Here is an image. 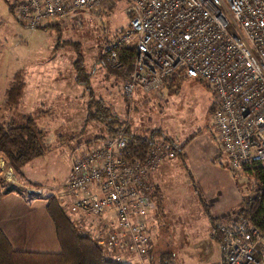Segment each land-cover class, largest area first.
I'll return each mask as SVG.
<instances>
[{
    "label": "built area",
    "instance_id": "built-area-1",
    "mask_svg": "<svg viewBox=\"0 0 264 264\" xmlns=\"http://www.w3.org/2000/svg\"><path fill=\"white\" fill-rule=\"evenodd\" d=\"M115 0H18L15 15L25 26L44 27L83 9L98 10ZM128 1V0H127ZM129 25L104 45L107 62L123 66L132 46L131 67L122 81L131 100L165 83L198 78L216 95L212 113L220 141L236 171L264 164V0H129ZM129 114L113 135L75 155L64 182L71 211L103 216L115 226L94 234L102 246L147 262L152 246L149 215L151 177L164 159L175 156L174 141H156L146 152L131 147L125 132ZM223 264H264V225L253 218L217 221Z\"/></svg>",
    "mask_w": 264,
    "mask_h": 264
},
{
    "label": "rangeland",
    "instance_id": "rangeland-1",
    "mask_svg": "<svg viewBox=\"0 0 264 264\" xmlns=\"http://www.w3.org/2000/svg\"><path fill=\"white\" fill-rule=\"evenodd\" d=\"M17 1L0 0V85H3L4 89L7 82H10L13 70L19 66L25 69L31 60L34 63L41 58L45 59L43 61V64L46 65L45 75L50 78L46 88L50 83H56L59 86L62 85V88L58 89L63 91L59 90V92L66 93L69 92L70 89L67 88L71 84V86L79 88V91L74 92L75 96L73 97H57L58 101H56L59 104L46 105L45 111L41 114H38L37 110H30L31 103L27 96L29 95L28 91L26 94V88L20 106L16 109H10L4 104L6 94L1 92L0 123L5 124L11 119H16L19 122L23 115L34 114L37 116L38 125L45 129L43 140L46 143V153L27 163L25 168L23 166L21 173H18L20 179L16 174L14 175L15 179L21 180L18 185L14 184L12 180L9 181L6 175L0 177V196L9 195L12 189H17L12 191L20 194L21 200L26 202L24 208H20L19 204L14 206L13 203H9V206L4 208L7 216L34 215L31 219L27 218L30 228L36 224V229L40 231V223L41 227L45 226L48 229L47 226H50L55 230L51 215L45 208L46 196L49 193L58 196L63 194V197L68 201L69 196L64 189V182L69 177L68 174L73 165L72 160L75 155L80 154L84 149L87 150L91 143H97L100 140H94L93 137L96 134L104 133L106 126L97 120L82 130L84 117L87 116L88 100L87 90L76 82L74 60L75 57H80L86 71L92 75L90 82L96 96L104 100V103L109 105L113 112L121 115L120 117L129 114L132 133L146 136L152 129L160 127L164 134L173 138L170 140L174 141L178 151L175 156L165 159L164 162H171L170 165H166V169L171 172L169 184L172 190L168 195L172 197V200L169 201L178 203L177 208L180 205V208L184 209L179 212L182 224L190 216V219L195 223L193 226L186 223L187 225L184 227H186L188 235L180 240L184 248L189 247V249H193L192 252H195L192 244L199 242L195 239L200 235L203 236V232L207 235L206 228L209 227V231L211 230V225L207 224L203 216V205L201 206L200 202L197 203L198 195L209 202L213 192L215 195L226 194L231 188H237L241 197H248L252 194L251 187L257 182L254 175L257 172V167L253 170L236 171L231 168L230 159L224 150H221V153L217 155H215L217 151L214 155L210 154L212 148L217 145V138H219V132L212 120L213 104L216 101L213 87L207 81L194 77L182 81L179 90L171 92L168 91L167 86L149 92L138 89L132 95L131 100H128L122 92L121 77L108 75L107 68L101 58L106 60L103 50L105 42L129 25V18L132 16L129 0H115L111 4L103 5L98 10H79L78 13L66 20H54V22L45 25V27L50 25L51 28H33L19 22L15 11L12 13L10 10V4L17 6ZM75 44L78 45L79 50L75 48ZM70 98L75 104L65 108L63 103ZM157 139L163 138L159 136ZM193 167L201 169L200 173L203 174L196 180ZM32 184L39 185L36 187H40L43 190L42 193L37 192L31 195L28 189ZM176 189L182 191L184 195L181 196L179 190ZM67 201L63 202L64 209L72 216L77 225L80 217L86 222L94 217L82 212H75V210L71 211L70 202ZM79 226L83 232L90 234L89 228L85 229L81 225ZM177 226L175 228H178ZM3 227L7 228L6 224H3ZM173 227L174 225H169L170 229ZM8 232L17 249H27L19 248L14 235L9 230ZM167 236L175 237L172 233H168ZM176 245L179 246L178 242ZM216 250V247L213 250L203 249L200 254L197 251L193 256H190L189 251L177 250V256L170 257V259L173 260H171L173 264H221L220 257L216 256ZM114 253L117 252L113 251L110 256H113ZM120 253L124 261L127 260L131 263L135 261L124 251ZM158 256H152L153 260L156 261ZM146 258L148 257L146 256Z\"/></svg>",
    "mask_w": 264,
    "mask_h": 264
},
{
    "label": "trees",
    "instance_id": "trees-1",
    "mask_svg": "<svg viewBox=\"0 0 264 264\" xmlns=\"http://www.w3.org/2000/svg\"><path fill=\"white\" fill-rule=\"evenodd\" d=\"M15 7L13 4H10L12 13H14ZM75 45V48L79 50L78 45ZM124 49V54H122L123 66L114 67L103 57L101 58L106 66L105 68H107L108 75L120 76L122 81L127 77L126 73L128 68L131 67L132 54L135 52L132 44L125 46ZM74 64L76 82L83 85L87 90V116L84 117L82 130L87 128L91 122L97 120L102 122L106 128L104 133L96 134L93 137L95 141L113 135L121 125L123 117L113 112L112 108L104 103V100L96 96L90 82L92 75L86 71L83 60L80 57H75ZM24 70L21 67L14 70L11 74V81L4 90L6 94L4 104L10 107V109L18 108L24 95V89L28 82ZM181 82H169L165 83V85L169 88L168 91L173 92L179 90ZM44 109L42 108L37 113H43ZM130 129L131 124L129 122L127 128H125V132L130 137L129 142L131 147L137 152H146L151 149L150 147L156 141L172 138L164 134L160 127L152 129L146 136L136 134L135 132L132 133ZM44 132L45 129L38 125L37 116L34 114L23 115L19 122L16 119H11L5 124L0 123V153L4 155L6 163L12 166L18 178L20 176L18 173H21L23 165L35 157L43 156L46 153V143L43 140ZM159 136L163 139L158 140ZM176 149L178 151L177 147ZM18 170L19 172H17ZM254 175L257 182L251 187L252 194L241 200L240 204L242 208L238 211V217H250L255 219L260 225H264V164L257 167V172ZM36 185L32 184L30 187H36ZM153 191L152 194L154 195ZM36 193L37 191L31 193V195ZM160 199L159 201H161ZM46 202V211L51 215V220L55 226V235L59 241L60 250L52 252L17 249L14 246V242L6 235L4 229L0 227V264H133L127 260L113 258V256H110L111 253L98 243L95 237L83 232L80 226L72 219V216L65 211L64 203L57 194L49 193L46 196ZM215 225L216 223L214 222L212 225L214 239L221 243L223 237ZM170 257L175 258V255L173 251L169 250L161 252L156 261L152 257L150 260H152V264H173V260Z\"/></svg>",
    "mask_w": 264,
    "mask_h": 264
},
{
    "label": "crops",
    "instance_id": "crops-1",
    "mask_svg": "<svg viewBox=\"0 0 264 264\" xmlns=\"http://www.w3.org/2000/svg\"><path fill=\"white\" fill-rule=\"evenodd\" d=\"M33 28H51V27L49 25L46 27L42 26V27H33ZM43 61H45V59L42 60L40 58V60H36L34 63L31 60L29 65H27V67H25V70H24L26 73L25 74L26 78L28 80L25 86L26 90L25 89L24 90L26 91V94H27V91L29 93V95L27 96H29V102L31 103L30 110L31 111L37 110L36 112L44 108L46 105L47 106L56 105V104L58 105L59 103L57 102L58 101L57 97H61V96L73 97L75 96L74 92L79 91L78 90L79 88H75L74 86H71V84H69L67 88V89H70L69 92H66V93L59 92V90L63 91L62 89H58V88H62V85L59 86L56 83H52V84L50 83L49 87L46 88L47 81H49L50 78L48 77V75H45L44 68L46 65L43 64ZM10 81H11V75H10ZM8 83L10 82H7V84ZM6 86L7 85H5L3 89V85H0V94L1 92L5 94L4 90ZM60 102L62 103L63 101H60ZM63 104H65V108H67V107L74 105L75 102L72 101L70 98ZM218 137L219 138H217L216 140L217 145H215V147H213L212 150L210 151V154L212 155L215 154V151H217V153L215 154L217 155L221 153V150H224V151L226 150L220 141L219 134H218ZM95 143L96 142L91 143V146H93ZM4 158H5L4 155L0 153V177L2 175H6L7 178H9V181L12 180L14 181L13 182L14 184L15 183L19 184L21 180H17L14 178L15 177L14 176L15 172L13 171L14 169L12 168V166H9L6 163ZM35 158L32 159L31 161L35 160ZM31 161H29L28 163H30ZM165 161L166 160L164 159V161L160 163V165L156 168V170L154 171L151 177L154 188L155 187L156 188L154 191L152 190L154 195L151 194L152 202L149 205L150 206L149 215H147L144 218V221L148 223V225L150 226L149 230L153 237L152 239L153 243L151 246V250H150V253H148L147 255L148 258H146L147 262H150V264H152V260H150V258L152 256L160 255V253L163 251H169V250L173 251V254L175 255V257L177 256V250H182L183 252L189 251V254L191 253L190 256H193V255H196L197 251H199V254H200L201 250L203 249L207 250L210 248L213 250V248L216 247L217 249L216 256L220 257L221 259L220 263L223 264L224 262V259L222 257L223 246L220 242L214 239V234L212 232L213 231L212 225L214 222L216 223L217 221H221V220L229 221V220L238 218V211H240L242 208L240 202L243 198H245V196L241 197V194L237 192V188H231L230 190H228V193L226 194L223 193V194L215 195L213 192L211 194L212 197L209 202L205 201V199H203L202 196L198 195L199 201H197V203L199 204L200 202V205L201 206L203 205V209H202L204 212L203 216L205 220L207 221V224L211 225V230L209 231V227L206 228L205 231L207 232V235H205L206 233L203 232V236L200 235L199 238L195 239L196 241H199V242H194L192 244V246L196 250L195 252H192L193 249H189V247L184 248L183 244L180 243V240L182 238H185L188 235V233H186V227H184L185 225H187L186 223L188 222L190 226L195 225V223L190 219L191 217L190 216L189 218L187 217L185 219L186 222L182 224L181 223L182 221L179 217V212L180 210H184V209H181L180 205H179V208H177L178 203H173V201H169V200H172V197L168 195L170 190H172L169 184V178L171 177V172L170 170L166 169V165H170L171 162L164 163ZM26 164L23 165L24 168L27 166ZM193 169L196 175L195 180L198 179V176L203 175L202 173H200L201 169H199L198 167L197 168L193 167ZM176 190H179V189H176ZM66 194L69 196L67 191H66ZM179 194L181 196L184 195V193L180 190H179ZM0 195H1V191H0ZM59 197L61 198V201L63 202L67 201L63 197V194H61V196ZM159 198H161L160 199L161 201H159ZM68 201L71 203L70 196L68 198ZM9 203H13L14 206H17V204H19L21 206L20 208H24L26 202L24 203L21 200L20 194L12 190L9 193V195L0 196V227L1 229H4L7 236L9 235L8 230L14 235L15 240H17L18 242V246H20L19 248L49 250V251L59 250L60 248L59 241L58 239H56V235H55L56 229L53 230V228H51L50 226H47L48 229H46L45 226L41 227L40 223H39L40 231L36 229L37 228L36 224H34L32 228H30L28 226L29 224H27V218L31 219L33 218L34 215L26 216V215L20 214L21 216H13V215L7 216L4 208H7L9 206ZM46 206H47V202H46ZM75 212H82V211H75ZM42 216L45 217V215H42ZM175 217L177 220L175 219ZM114 222H115L114 212L108 211L107 214L103 216L101 215L94 216L92 219H90L87 222L83 221V219L80 217L78 220V225H81V227L85 229L89 228L90 235L92 236H94V234L96 233H99V234L101 233V235L104 236L107 234L109 229L115 226ZM3 224H6L8 229L3 227ZM25 225H26V228H24ZM169 225L170 226L174 225L173 227L174 229L173 228L170 229ZM176 226L178 228H175ZM168 233L174 234L175 237L169 238L167 236ZM8 238L11 240L10 235L8 236ZM177 242L179 246L176 245ZM205 242L207 243L205 244ZM107 251L109 253H113L112 251H109V250ZM125 253H127V255L130 256L131 258L132 257L134 258L133 260L135 261L132 262L133 264H142V260H140L138 256L134 254H129V252L127 251Z\"/></svg>",
    "mask_w": 264,
    "mask_h": 264
},
{
    "label": "water",
    "instance_id": "water-1",
    "mask_svg": "<svg viewBox=\"0 0 264 264\" xmlns=\"http://www.w3.org/2000/svg\"><path fill=\"white\" fill-rule=\"evenodd\" d=\"M28 190H29L30 193H35L36 191L38 193H42V191H43L40 187L39 188H37V187L36 188L30 187Z\"/></svg>",
    "mask_w": 264,
    "mask_h": 264
}]
</instances>
